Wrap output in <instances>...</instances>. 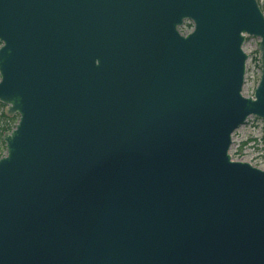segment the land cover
<instances>
[{
	"label": "water",
	"instance_id": "95a60500",
	"mask_svg": "<svg viewBox=\"0 0 264 264\" xmlns=\"http://www.w3.org/2000/svg\"><path fill=\"white\" fill-rule=\"evenodd\" d=\"M0 102V264H264L258 0H0Z\"/></svg>",
	"mask_w": 264,
	"mask_h": 264
},
{
	"label": "rangeland",
	"instance_id": "374dc122",
	"mask_svg": "<svg viewBox=\"0 0 264 264\" xmlns=\"http://www.w3.org/2000/svg\"><path fill=\"white\" fill-rule=\"evenodd\" d=\"M258 3L264 13V0H258ZM193 29V23L190 20H185L179 26L182 34H185ZM260 38L255 36H247L243 44L244 50L249 54L246 62L245 81L242 93L245 96L252 95L261 75L260 53L257 50ZM3 104V103H2ZM2 110L5 108L3 104ZM1 110V108H0ZM16 115L17 114H13ZM9 115V116H13ZM264 122L257 116H249L244 124L239 126L232 134V144L230 154L234 159L248 161L251 164L264 169V150H261L262 144H254L251 138H259L263 134ZM14 124H12V127ZM11 127V128H12ZM11 128L5 130L9 131ZM2 132V131H1ZM0 132V156L5 154L6 148Z\"/></svg>",
	"mask_w": 264,
	"mask_h": 264
},
{
	"label": "trees",
	"instance_id": "16d2710c",
	"mask_svg": "<svg viewBox=\"0 0 264 264\" xmlns=\"http://www.w3.org/2000/svg\"><path fill=\"white\" fill-rule=\"evenodd\" d=\"M2 106H4L1 102H0V132L5 131L9 128L12 127V124H14L16 122L17 116L13 115V116H9L6 114L5 109L2 110ZM1 132V133H2ZM251 140L254 141V144H262V148L261 150H264V125H263V134L257 138H251Z\"/></svg>",
	"mask_w": 264,
	"mask_h": 264
}]
</instances>
